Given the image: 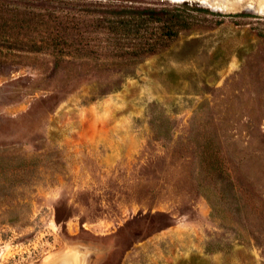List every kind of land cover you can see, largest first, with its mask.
<instances>
[{"label":"rangeland","instance_id":"obj_1","mask_svg":"<svg viewBox=\"0 0 264 264\" xmlns=\"http://www.w3.org/2000/svg\"><path fill=\"white\" fill-rule=\"evenodd\" d=\"M185 2L220 15L186 11L192 28L125 78L98 41L83 52L87 17L0 29V264L73 248L86 264H264V4ZM211 139L224 179L201 192Z\"/></svg>","mask_w":264,"mask_h":264},{"label":"trees","instance_id":"obj_2","mask_svg":"<svg viewBox=\"0 0 264 264\" xmlns=\"http://www.w3.org/2000/svg\"><path fill=\"white\" fill-rule=\"evenodd\" d=\"M57 2H59L58 6H56ZM186 11L220 15L201 7L189 8L187 2L183 5L157 6L139 0H0V29L1 33L17 31L18 35L23 36L41 31L39 29L46 26V21L59 22L70 15L74 19L87 17L94 25V31L81 34L80 42L83 52L93 42L98 41L96 44L98 52L105 49L103 56L120 61L119 64H115V70L105 66V71H116L115 74H122L121 78H125L133 75V66L139 61L167 48L181 32L192 28V25L185 21ZM40 33L42 32H39V35ZM70 36V34L65 36L64 33L57 32L56 45L63 43ZM42 43H44L43 40L34 42V47L24 52L39 53L43 49ZM107 52L110 53L107 54ZM9 55L13 53L5 55L1 53V69L12 67L14 62L9 60ZM193 142L196 144L198 140ZM216 145L215 139H211L209 141L211 152L205 149L201 155L197 156L201 165L209 166L208 175L204 174L199 180L201 192H204L206 185H209L206 181L213 184L216 191L223 183L222 161ZM229 184L230 189L232 188L235 192L236 185L231 179ZM233 196L238 201L235 206L236 212L240 215L245 213L246 205L241 203L235 193Z\"/></svg>","mask_w":264,"mask_h":264},{"label":"water","instance_id":"obj_3","mask_svg":"<svg viewBox=\"0 0 264 264\" xmlns=\"http://www.w3.org/2000/svg\"><path fill=\"white\" fill-rule=\"evenodd\" d=\"M185 1L186 0H182L181 2H185ZM211 9L222 11L221 8H211ZM86 260H87V253L82 251L80 248H73L58 255L56 258L49 261L47 264H86Z\"/></svg>","mask_w":264,"mask_h":264},{"label":"bare ground","instance_id":"obj_4","mask_svg":"<svg viewBox=\"0 0 264 264\" xmlns=\"http://www.w3.org/2000/svg\"><path fill=\"white\" fill-rule=\"evenodd\" d=\"M169 1H172V2H175V3H181L182 0H169ZM197 1V0H196ZM202 3H204L205 5L207 4V0H201ZM240 2V1H239ZM247 2V1H246ZM258 2L263 5L264 4V0H258ZM209 3V2H208ZM244 3V2H243ZM210 4V3H209ZM240 6L243 5V4H239ZM209 6V5H208ZM212 8H214V6L210 5ZM246 6V5H245ZM264 6V5H263ZM235 9V8H234ZM247 9L249 10H252L253 8L250 6V7H247ZM221 10L223 11L224 8L221 7ZM230 10V8L228 9ZM257 13L259 14H264V8L261 7V8H257L255 9ZM258 10V11H257ZM53 260V259H52Z\"/></svg>","mask_w":264,"mask_h":264}]
</instances>
